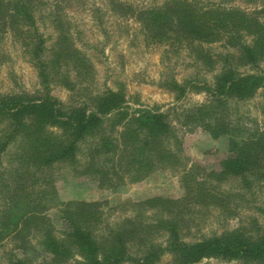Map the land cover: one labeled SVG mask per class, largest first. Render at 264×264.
<instances>
[{
  "label": "trees",
  "instance_id": "obj_1",
  "mask_svg": "<svg viewBox=\"0 0 264 264\" xmlns=\"http://www.w3.org/2000/svg\"><path fill=\"white\" fill-rule=\"evenodd\" d=\"M40 3L0 0V39L11 36L21 45L40 84L34 92L0 91V242L13 233L33 234L45 264H61L73 256H81L80 264H157L165 254L172 255L174 264L210 258L264 264V225L258 217L220 233L186 238L198 224L197 216L211 206L225 218L238 216L243 205H251L252 176L264 180V129H252L242 117L231 119L233 110L238 114V103L264 92V73L257 71L264 62V22L259 13L202 0H170L137 13L146 41L186 48L211 70L220 64L212 83H181L175 78L164 83L177 99L193 84L205 92L206 102L188 113L187 121L213 138L228 136L227 155L217 169L207 170L198 163L187 165L182 141L161 107L131 113L123 84L92 87L93 63L68 30L57 27L58 37L48 46L37 23ZM214 43H223L225 52L211 53L205 45ZM55 84L76 98H58L52 93ZM12 146L16 150L6 168L4 156ZM58 164L112 190L158 169L181 167L186 194L133 202L135 215L113 223L103 216L100 202L59 201L54 221L48 216L49 202L58 191L53 175L43 172ZM226 180L242 183L239 189H225L219 183ZM253 207L264 214V208ZM10 264L28 261L15 257Z\"/></svg>",
  "mask_w": 264,
  "mask_h": 264
},
{
  "label": "rangeland",
  "instance_id": "obj_2",
  "mask_svg": "<svg viewBox=\"0 0 264 264\" xmlns=\"http://www.w3.org/2000/svg\"><path fill=\"white\" fill-rule=\"evenodd\" d=\"M170 0H41L36 11L37 23L51 46L58 37L57 27H63L74 44L89 57L94 66L92 87L101 89L105 86L117 87L120 83L128 93L129 111L135 113L138 108L161 107L167 113L177 136L182 141L183 156L187 165L198 163L207 170L217 169L220 161L227 155L228 136L213 138L209 132L192 122L186 115L197 106L206 102L205 92L188 87L185 97L177 99V94L166 84L175 78L183 83L192 79L212 83L218 71L211 70L190 55L188 49L176 50L168 45L153 44L146 41L137 13L141 9L164 5ZM204 3H219L258 12L264 22V0H202ZM55 20L61 21L59 25ZM211 53L225 52L223 43L205 45ZM21 45L11 36L0 39V91L1 92H34L39 86L37 69ZM214 54V55H215ZM245 71L256 69L243 68ZM257 71L264 73V62ZM88 84V82H86ZM52 93L64 101H70L72 92L60 85H53ZM74 95L73 97H75ZM76 98V97H75ZM237 115L232 120L242 117L252 129H264V92L259 91L252 99L236 105ZM16 146L4 156L6 168ZM184 168L158 169L138 182H126L118 190L100 188L97 181L88 176H76L72 167L58 164L49 167L43 173L53 175L58 195L50 199L52 208L48 216L57 221L59 209L57 202L67 200H87L101 203L103 216L113 223L119 219L133 217V202L141 201L156 195H168L181 198L186 194L182 181ZM42 173V172H41ZM253 179L254 194L249 193V205H243L238 216L225 218L218 207H210L207 213L197 216L196 225L186 236L195 240L201 235L220 233L242 223H248L250 217H258L264 225V214L253 206L264 208V180ZM188 180V178H187ZM239 181L226 180L219 183L227 189H239ZM213 184H218L213 181ZM240 184V185H239ZM251 199V202H250ZM1 203V201H0ZM223 213V212H222ZM58 227V225H56ZM36 238L26 235L24 231L12 234L0 242V264H10L15 257L26 258L28 264H45L43 254ZM64 261V260H62ZM81 256H73L61 264H80ZM129 264V263H124ZM157 264H174L171 254H165ZM195 264H243L240 261L223 259H203Z\"/></svg>",
  "mask_w": 264,
  "mask_h": 264
}]
</instances>
